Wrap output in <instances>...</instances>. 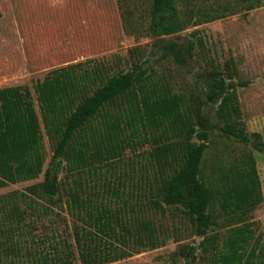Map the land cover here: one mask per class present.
<instances>
[{
    "label": "rangeland",
    "instance_id": "374dc122",
    "mask_svg": "<svg viewBox=\"0 0 264 264\" xmlns=\"http://www.w3.org/2000/svg\"><path fill=\"white\" fill-rule=\"evenodd\" d=\"M151 4L0 0V264H216L212 253L239 225L216 204L218 223L207 235L215 243L204 252V238L195 234L189 217L162 201L151 135L135 153L128 149L121 159L68 174L66 161L54 160L55 146L42 125L33 142L24 144V155L13 125L3 119L2 109L11 102L5 100H33L39 112L37 84L53 70L76 64H97L106 76L142 67L148 88L191 100L206 99L207 74L224 72L234 60L242 128L250 143L226 137L224 120L211 104L202 169L218 183L225 170L255 158L263 202L248 221L252 240L264 245V3L249 10L243 0H178L182 16L201 23L169 37L151 33ZM207 14L224 17L204 22ZM175 43H191L192 58L178 61L170 48ZM48 168L57 175L56 196L44 190Z\"/></svg>",
    "mask_w": 264,
    "mask_h": 264
},
{
    "label": "trees",
    "instance_id": "16d2710c",
    "mask_svg": "<svg viewBox=\"0 0 264 264\" xmlns=\"http://www.w3.org/2000/svg\"><path fill=\"white\" fill-rule=\"evenodd\" d=\"M151 1L150 31L156 37H169L201 23L187 15L183 17L178 0ZM253 1L243 0L249 10L264 3ZM223 17L224 14H207L203 21ZM170 48L180 62L192 58L191 43L187 46L175 43ZM237 75V66L231 59L224 72L214 69L207 74L206 99L187 100L167 89L148 88L142 67L106 76L97 64L70 65L53 70L37 84L39 112L31 104L33 100L6 99L5 103L11 104L4 105L3 119L13 125L17 145L24 155V144L33 142L36 129L43 125L55 146L54 160L64 159L68 174L109 164L123 158L128 149L135 153L138 145L151 141V135L156 144L152 156L162 182V201L167 206L180 207L189 217L195 234L204 238L201 244L204 252L215 243L207 235L218 223L213 210L219 204L221 215L239 225L229 229L227 240L212 253L213 261L264 264V245L252 240L253 223L248 221L263 202L255 158L250 155L241 167L225 170L218 183L207 179L202 169L210 139L207 108L211 104L217 105V115L224 120L222 133L250 143L242 128L241 104L234 82ZM158 132L159 137L155 136ZM44 190L50 196L58 194L53 168L45 172Z\"/></svg>",
    "mask_w": 264,
    "mask_h": 264
}]
</instances>
